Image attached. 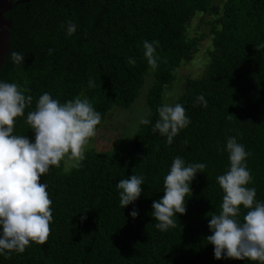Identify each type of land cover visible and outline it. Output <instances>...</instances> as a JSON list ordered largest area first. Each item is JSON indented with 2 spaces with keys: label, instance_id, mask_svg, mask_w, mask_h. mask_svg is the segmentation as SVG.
I'll list each match as a JSON object with an SVG mask.
<instances>
[{
  "label": "trees",
  "instance_id": "1",
  "mask_svg": "<svg viewBox=\"0 0 264 264\" xmlns=\"http://www.w3.org/2000/svg\"><path fill=\"white\" fill-rule=\"evenodd\" d=\"M218 11L211 0H23L4 12L12 23L0 81L29 89L25 95L32 104L16 119L13 134L32 142L27 115L45 92L61 104L86 96L102 123L114 105L128 107L138 96L151 68L143 42L158 41L159 46L142 118L151 124L139 122L131 136L119 137L107 151H87L78 169L65 172L61 163L42 176L52 200L48 240L10 258L0 255V264H259L217 260L214 246L205 240L212 234L207 214L221 211L224 193L216 177L230 166L222 151L226 137L235 136L251 153L247 187L264 202V50L255 48L264 43V0H224ZM196 12L219 14L210 27L211 61L201 78L185 80L172 104H181L191 122L168 145L152 128L173 70L196 52V39L185 34ZM70 20L77 29L68 36ZM10 51L22 53L24 64L16 66ZM130 57L135 65L127 62ZM90 80L95 87H89ZM201 94L207 107L197 103ZM177 156L186 165L207 167L191 183L186 214H177L176 227L161 232L152 204L163 197L164 178ZM133 174L144 177L142 194L123 209L116 185ZM246 211L241 205V221Z\"/></svg>",
  "mask_w": 264,
  "mask_h": 264
},
{
  "label": "clouds",
  "instance_id": "2",
  "mask_svg": "<svg viewBox=\"0 0 264 264\" xmlns=\"http://www.w3.org/2000/svg\"><path fill=\"white\" fill-rule=\"evenodd\" d=\"M76 29V23L68 21L66 35L71 36ZM158 46V41L143 42L144 56L153 70L158 66ZM255 48L264 50V43ZM9 55L16 66L24 64L22 53L10 51ZM127 62L136 63L131 57ZM89 87H95L91 80ZM28 91L17 83L0 81V255L6 258L13 252L23 253L31 243L44 245L47 242L53 220L52 200L48 185L41 183V177L52 167L60 168L62 161L65 172L80 168L86 147L102 120L87 98L77 96L61 104L45 92L38 99L35 110L27 115L26 122L35 134L32 142L27 135L13 134L16 119L32 104L33 98L25 95ZM196 99L198 104L207 107L203 94ZM157 112L158 119L152 131L166 137L167 144L171 145L173 138L191 121L179 103H164ZM140 123L149 125L151 120L141 119ZM224 150L230 166L223 175L216 177L224 193L221 211L207 214L211 217L208 226L212 234L205 240L214 246L217 260L227 258L264 264V202L256 200L255 188L247 187L252 181L246 164L251 153L235 136L226 137ZM206 167L205 163L186 165L182 157L174 158L164 178V195L152 204L151 215L157 221L156 229L167 232L176 227L173 217L186 214V198L192 194L191 183ZM143 184L144 177L135 174L118 182L121 208L140 198ZM241 205L247 210L243 221L239 218ZM138 215V210L133 209L132 218Z\"/></svg>",
  "mask_w": 264,
  "mask_h": 264
},
{
  "label": "rangeland",
  "instance_id": "3",
  "mask_svg": "<svg viewBox=\"0 0 264 264\" xmlns=\"http://www.w3.org/2000/svg\"><path fill=\"white\" fill-rule=\"evenodd\" d=\"M224 0H211L220 13ZM218 13L196 12L185 24V34L189 40L196 39V52L190 59L182 60L173 70V80L165 87L163 104H173L184 90L187 78H201L208 68L212 50L210 27ZM154 72L150 68L144 76V83L138 96L128 107L114 105L107 113L104 121L98 126L96 135L91 138L85 153L89 150L96 152L111 149L113 142L119 137L131 136L137 129L139 122L146 115V94L154 82ZM86 98V96H84ZM64 168L63 161L61 162Z\"/></svg>",
  "mask_w": 264,
  "mask_h": 264
},
{
  "label": "water",
  "instance_id": "4",
  "mask_svg": "<svg viewBox=\"0 0 264 264\" xmlns=\"http://www.w3.org/2000/svg\"><path fill=\"white\" fill-rule=\"evenodd\" d=\"M21 2H23V0L16 2L13 0H0V66L2 65L9 48L10 35L8 29L11 27L12 23L9 18L4 17V12L10 10Z\"/></svg>",
  "mask_w": 264,
  "mask_h": 264
}]
</instances>
